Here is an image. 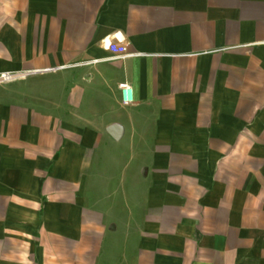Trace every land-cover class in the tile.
Returning a JSON list of instances; mask_svg holds the SVG:
<instances>
[{"label":"crops","instance_id":"obj_1","mask_svg":"<svg viewBox=\"0 0 264 264\" xmlns=\"http://www.w3.org/2000/svg\"><path fill=\"white\" fill-rule=\"evenodd\" d=\"M2 75L0 264H264V0H0Z\"/></svg>","mask_w":264,"mask_h":264},{"label":"built area","instance_id":"obj_2","mask_svg":"<svg viewBox=\"0 0 264 264\" xmlns=\"http://www.w3.org/2000/svg\"><path fill=\"white\" fill-rule=\"evenodd\" d=\"M108 49L114 53L118 57H122L126 55L127 53V47L125 45L116 43V44H110ZM17 75H2L0 76V85L9 83L11 81H14L17 79ZM120 89L122 91V100L125 104H129L133 102V89L131 86L127 84H122L120 86Z\"/></svg>","mask_w":264,"mask_h":264},{"label":"water","instance_id":"obj_3","mask_svg":"<svg viewBox=\"0 0 264 264\" xmlns=\"http://www.w3.org/2000/svg\"><path fill=\"white\" fill-rule=\"evenodd\" d=\"M123 129L119 125H112L108 129V133L115 139L119 140L120 137L122 136Z\"/></svg>","mask_w":264,"mask_h":264},{"label":"rangeland","instance_id":"obj_4","mask_svg":"<svg viewBox=\"0 0 264 264\" xmlns=\"http://www.w3.org/2000/svg\"><path fill=\"white\" fill-rule=\"evenodd\" d=\"M119 161L121 162V159ZM101 204L106 205V203H101Z\"/></svg>","mask_w":264,"mask_h":264}]
</instances>
